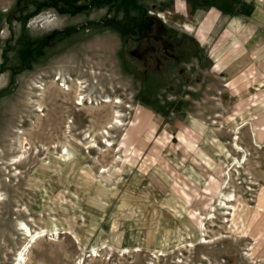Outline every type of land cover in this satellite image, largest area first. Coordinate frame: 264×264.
Segmentation results:
<instances>
[{
	"label": "rangeland",
	"instance_id": "374dc122",
	"mask_svg": "<svg viewBox=\"0 0 264 264\" xmlns=\"http://www.w3.org/2000/svg\"><path fill=\"white\" fill-rule=\"evenodd\" d=\"M0 193V264H264V0H0Z\"/></svg>",
	"mask_w": 264,
	"mask_h": 264
},
{
	"label": "bare ground",
	"instance_id": "6f19581e",
	"mask_svg": "<svg viewBox=\"0 0 264 264\" xmlns=\"http://www.w3.org/2000/svg\"><path fill=\"white\" fill-rule=\"evenodd\" d=\"M158 15L159 16H161L162 18H164V20H167V17H166V15H165V12H163V11H159L158 12ZM212 15L213 16H217L214 12H211V13H209V14H206L205 15V18L203 19V18H197V20H196V24L195 25H191V24H189V23H185V27L186 28H188L189 30H192V31H194L197 35H198V37L200 38V39H202V40H205L206 38H205V34H204V30L205 29H208V28H213V26H214V23H212L211 21H212ZM199 21V22H198ZM237 32V31H236ZM230 34H232V32L230 31ZM229 34V35H230ZM77 82V81H76ZM80 83V82H79ZM50 84L52 85V86H56L57 85V87L58 88H60V91L62 92V93H64V94H66V93H69V86H68V84H66V82H63L62 84L60 83H58V84H56L55 85V82H54V79L53 80H50ZM60 85V86H59ZM37 86H38V84H37ZM38 88H40L39 86H38ZM38 88H36L35 89V87H33V86H30V89H33V90H37ZM41 89H43V88H41ZM83 89H84V85H82V84H77V83H75L74 84V93H76L77 94V96H76V99H77V101H75V103L76 104H79V105H81V106H84V104L85 103H89V104H91L93 101H92V99H89L88 97H87V100H85V93H83ZM257 89V88H256ZM39 93V92H38ZM80 93H82V94H80ZM88 95V94H87ZM92 98V97H91ZM36 99V98H35ZM103 99V98H102ZM87 101V102H86ZM103 101H107V102H109V99L108 98H105V99H103ZM111 102V101H110ZM109 102V103H110ZM42 103H40V102H37L36 104H33V105H30L29 107H32L31 109H32V111L33 112H37V111H43V108H42V105H41ZM34 106V107H33ZM35 108V109H34ZM78 108V107H77ZM36 115V114H35ZM39 115H44L42 112L41 113H39ZM38 116V115H37ZM109 122V121H108ZM117 122V121H116ZM114 125H115V123H114ZM113 125V126H114ZM115 126H117V124L115 125ZM181 138V140L182 141H184V142H187L188 140H187V138H186V136H181L180 137ZM25 140V139H24ZM24 142H22V139H19L18 140V148H19V151H18V154L17 155H15L14 157H12L11 158V163H15V162H20L21 160H23L24 159V157H25V155H26V153H27V149L25 148V145L23 144ZM109 143V142H108ZM111 144V143H110ZM65 151H66V149H65ZM61 152V151H60ZM23 158V159H22ZM73 160V159H72ZM71 160V161H72ZM74 161V160H73ZM64 166V165H63ZM63 166H62V168H63ZM71 166V165H70ZM49 167V166H48ZM88 169V168H87ZM106 171V170H105ZM226 172V171H225ZM57 173V172H56ZM90 175V174H89ZM93 178V177H92ZM92 182H93V180H92ZM90 183V182H89ZM186 184V183H185ZM101 185V184H100ZM149 191V190H148ZM93 193V192H92ZM111 193V192H110ZM100 195V194H99ZM1 200H3V197L1 196V193H0V201ZM129 201V200H128ZM127 203V202H126ZM17 225H16V230H18V233H20V234H23V236H25L26 238V243H24L17 251H16V253H15V258H14V260L10 263V264H24L25 262H26V260H25V254H26V250L28 251V243H32V242H36V240L39 238V237H41L44 233H45V229L44 228H39V229H31L30 228V226L25 222V221H23V220H17V223H16ZM55 232H57V231H55ZM30 243V244H31Z\"/></svg>",
	"mask_w": 264,
	"mask_h": 264
}]
</instances>
